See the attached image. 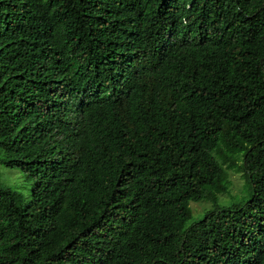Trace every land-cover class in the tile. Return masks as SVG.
<instances>
[{
	"label": "trees",
	"instance_id": "trees-1",
	"mask_svg": "<svg viewBox=\"0 0 264 264\" xmlns=\"http://www.w3.org/2000/svg\"><path fill=\"white\" fill-rule=\"evenodd\" d=\"M0 156V264H264V0H0Z\"/></svg>",
	"mask_w": 264,
	"mask_h": 264
},
{
	"label": "rangeland",
	"instance_id": "rangeland-1",
	"mask_svg": "<svg viewBox=\"0 0 264 264\" xmlns=\"http://www.w3.org/2000/svg\"><path fill=\"white\" fill-rule=\"evenodd\" d=\"M1 157V156H0ZM229 180L231 182L230 191L224 195L218 196V204L221 207H229L246 202L250 198V190L241 173L230 172ZM0 186L19 192L23 200L26 201L30 196L31 183L23 179V173L18 169L5 167L0 162ZM192 215L188 225L200 220L204 211L211 208L209 203L190 202Z\"/></svg>",
	"mask_w": 264,
	"mask_h": 264
}]
</instances>
